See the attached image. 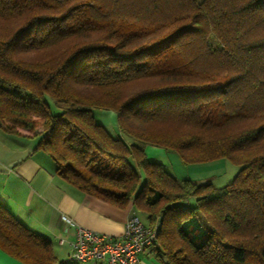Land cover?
<instances>
[{
    "label": "trees",
    "instance_id": "trees-1",
    "mask_svg": "<svg viewBox=\"0 0 264 264\" xmlns=\"http://www.w3.org/2000/svg\"><path fill=\"white\" fill-rule=\"evenodd\" d=\"M0 127L37 138L78 190L147 214L165 264H264V0H0ZM147 145L240 169L222 187L179 180ZM0 248L62 264L2 203Z\"/></svg>",
    "mask_w": 264,
    "mask_h": 264
},
{
    "label": "crops",
    "instance_id": "crops-1",
    "mask_svg": "<svg viewBox=\"0 0 264 264\" xmlns=\"http://www.w3.org/2000/svg\"><path fill=\"white\" fill-rule=\"evenodd\" d=\"M98 113L101 125L108 129L116 127L113 111L99 110ZM37 141L25 134L5 132L0 127V203L31 230L47 237L58 262L66 264L75 233L66 219L113 237L121 234L127 218L138 210L132 203L121 208L65 182L56 175L52 158L36 148ZM161 149L147 145L145 151L149 157L152 152L159 154ZM139 256L141 264H165L153 246ZM0 264L25 263L0 248ZM76 264L101 263L79 261Z\"/></svg>",
    "mask_w": 264,
    "mask_h": 264
},
{
    "label": "built area",
    "instance_id": "built-area-1",
    "mask_svg": "<svg viewBox=\"0 0 264 264\" xmlns=\"http://www.w3.org/2000/svg\"><path fill=\"white\" fill-rule=\"evenodd\" d=\"M75 231L69 258L101 264H141L140 253L153 246L157 225L146 224L138 213H131L121 234L108 236L66 219ZM62 242V239L60 240Z\"/></svg>",
    "mask_w": 264,
    "mask_h": 264
},
{
    "label": "rangeland",
    "instance_id": "rangeland-1",
    "mask_svg": "<svg viewBox=\"0 0 264 264\" xmlns=\"http://www.w3.org/2000/svg\"><path fill=\"white\" fill-rule=\"evenodd\" d=\"M51 108L54 113H59V109L51 103ZM99 110H95L94 114L99 121ZM113 135H120L128 140L126 136L119 133L117 127L109 128ZM159 148V147H158ZM150 150V149H149ZM149 159L160 162L165 169L179 180L192 179L199 183L211 182L215 187H222L232 181L236 173L240 169V165L231 162L226 158H219L210 162L201 163H184L177 152L172 150L161 149L159 154L153 152L149 154ZM178 204L182 207H191L195 204V198L190 197L187 200L179 201ZM138 215L144 223H148L147 214L138 210ZM79 261L68 260L66 264H76Z\"/></svg>",
    "mask_w": 264,
    "mask_h": 264
}]
</instances>
